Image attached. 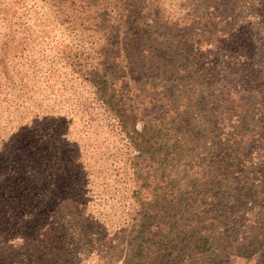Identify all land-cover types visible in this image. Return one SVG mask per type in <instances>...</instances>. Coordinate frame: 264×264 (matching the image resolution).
I'll return each mask as SVG.
<instances>
[{"label":"trees","instance_id":"trees-1","mask_svg":"<svg viewBox=\"0 0 264 264\" xmlns=\"http://www.w3.org/2000/svg\"><path fill=\"white\" fill-rule=\"evenodd\" d=\"M232 258L264 264V0H0V264Z\"/></svg>","mask_w":264,"mask_h":264},{"label":"rangeland","instance_id":"rangeland-1","mask_svg":"<svg viewBox=\"0 0 264 264\" xmlns=\"http://www.w3.org/2000/svg\"><path fill=\"white\" fill-rule=\"evenodd\" d=\"M249 15H253V14H249ZM245 16H246L245 17L246 19H250L251 18V16H247V14ZM97 139H98L97 145H99L98 144L99 143V139H100L99 138V134L97 135ZM100 140H102V138ZM96 208H97V205L93 204L91 209L94 211ZM228 264H253V260H245L243 258H232V259H230Z\"/></svg>","mask_w":264,"mask_h":264}]
</instances>
